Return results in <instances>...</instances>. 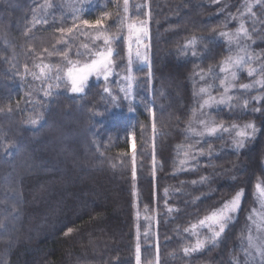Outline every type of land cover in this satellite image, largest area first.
<instances>
[{
    "label": "trees",
    "instance_id": "obj_1",
    "mask_svg": "<svg viewBox=\"0 0 264 264\" xmlns=\"http://www.w3.org/2000/svg\"><path fill=\"white\" fill-rule=\"evenodd\" d=\"M67 2L86 11L75 19L66 0H51L56 7L46 12L41 9L44 0H0V225H3L0 234L11 225L21 229L20 235L11 232L0 237V264H133L137 245L140 252L148 256L155 253L157 245L164 244L167 247L173 245V250L167 252V247L161 250L166 254V262L178 264L179 260L175 258L178 255L175 254L179 244L175 243V237L181 231H178V225L184 220L179 212L168 211L170 187L162 178L163 174L153 177L150 158L154 154L158 166L167 175H178V149L183 151V147L195 144L192 137L182 136V133L187 135L188 120L197 111L196 87L192 79L209 68L215 72L224 59L233 54L227 44L225 52L222 40L213 30L218 21H222L216 14L217 0H129V20L147 21L148 27L153 26L154 39V47L149 52L150 66L132 68L130 99L133 102L121 91L126 87L127 30L124 28L121 35L118 29L123 26L119 24L109 29L110 34L121 35V39L112 44L114 53L121 51V54L107 81L92 80L84 93L69 96L68 88L63 84L48 89V83L55 85L54 79L42 83L33 76V73L37 75V65L52 64L54 67L48 75L54 78L55 66L64 63L62 55H49L65 48L63 43L62 46L57 43L62 36L59 28L67 29L87 19L99 3L98 7L104 6L105 12L113 13L111 18L105 19V26L117 22V0ZM118 2L123 16V0ZM34 17L47 23H36L33 27ZM184 18L187 20L182 22ZM179 30L183 31L179 34ZM78 32L84 40L82 45L94 46L95 30L83 32L77 26L72 36ZM193 38L197 41L195 56L191 54L193 48L185 47ZM75 43L79 41L71 40L68 51L73 60L77 58V50L86 51L83 47L82 50L75 47ZM260 43V48L264 49ZM95 44L103 47L102 40H96ZM160 50L165 52L160 59L166 64L163 68L160 65V71H155ZM80 59L83 61L84 58ZM141 67L143 70H138ZM172 75L175 80L168 84ZM208 76L214 78L210 73ZM174 83L182 84L181 88ZM106 86L115 100L104 92ZM45 91H50L51 95L45 96ZM77 100L84 101L72 112L66 109L69 103L74 104ZM60 102H64V106L58 108ZM60 111L64 117L68 116L67 120L77 124L67 129L65 137H73L76 142L82 137L91 154V157H85L86 152L79 145L65 148L73 158L68 159L64 173L59 172L60 165H53V161L64 153L51 148L44 150L41 145L46 142V136L52 139L49 134L64 129L62 125L60 128L53 126L54 121L59 120ZM154 118L155 128L160 131L158 135L150 124ZM32 119H37L38 123L31 124ZM171 119L178 121L175 132L168 127ZM51 124V133L44 132L40 136ZM34 136L41 143H32L36 142ZM260 136L264 138L263 128ZM129 137H143L148 142L134 140L138 160L135 167L137 180L133 181L129 163L131 152L127 150ZM30 142L29 156L22 154L23 161L16 164L21 144ZM6 145L9 146L7 152ZM145 145L153 148L152 151L148 152ZM252 150L240 152L252 165L250 175L242 183L249 190L254 178L259 176L256 173L259 153L253 151L250 154ZM146 156L149 160L144 162L149 166L140 161ZM220 156H231V160L234 157L228 152ZM220 156H210L213 170L226 164L219 162ZM39 168L48 172L39 175ZM227 185V182L219 184L217 191ZM180 200L182 205L183 199ZM196 215L199 216V212ZM155 216L157 218L153 221ZM189 219H192L190 214L186 222ZM69 230L71 234L65 235ZM154 231L157 238L146 236ZM222 246V252L208 256L211 264H232L227 251L229 247ZM194 258L189 264H193ZM198 260L194 264H198Z\"/></svg>",
    "mask_w": 264,
    "mask_h": 264
},
{
    "label": "rangeland",
    "instance_id": "obj_2",
    "mask_svg": "<svg viewBox=\"0 0 264 264\" xmlns=\"http://www.w3.org/2000/svg\"><path fill=\"white\" fill-rule=\"evenodd\" d=\"M248 3H255V0H218L217 5H216V11L218 18L221 17L222 21H218V25L214 27V31H217V34L215 35L217 38L222 40L223 47L225 52L227 53V47H230L231 50H233V54L231 56H243L245 55L244 52L240 51V48L237 47L236 43H232L231 46H229L227 39L225 37H222L220 35L221 32H230V33H235L237 27L241 22L245 23V27L248 29L251 39L248 40H242L241 41V46L243 45H248V51L253 54V56H259V59H254L250 63V67H255V68H260L261 65H264V49H261L259 46V43L262 44L261 46L264 47V4H257L253 8V12L256 15V22L253 23L252 19H250V15H241V13L246 12V4ZM99 4H97V9H94L93 14H90L88 16L89 21H95L96 19L100 18L103 16V13L105 12L104 6L98 7ZM96 11V12H95ZM232 17H237V19H233ZM187 18V17H186ZM183 19L182 22L185 21ZM83 20V19H82ZM81 20V21H82ZM187 20V19H186ZM81 21L76 25L78 26V29L83 32H93L94 29L87 27L86 25H83ZM104 20V24H105ZM177 28V27H176ZM175 28H171L170 30H173ZM255 29V30H253ZM183 30H179V34ZM153 26L150 25L148 27V36L143 38V42L141 45H137L135 41L133 40L132 42V65L133 66H150L152 59L151 56H149V52H151V47H154V39H153ZM81 32H78L77 35L72 36L71 40H76L79 41V43H75V47L79 48L82 50V43L84 40L80 38ZM46 44V40H45ZM63 44L60 43V46ZM146 45V47H145ZM50 46V45H49ZM126 51H125V59L127 58V67L124 71V78L126 80V87L123 88L126 91L123 93L126 94L130 93L127 95L129 97V100L133 102V100L130 99V95L132 94L133 90L132 87L128 89V83L129 80L126 79L128 75L131 76V72H128V67H129V44L127 41V35H126ZM137 47H139L142 55H146L148 60L146 64H141L135 55V52L137 50ZM41 48V46H39ZM263 50V51H262ZM83 52V51H82ZM161 50L159 51V53ZM118 53V55H116ZM114 53L113 61H114V66L116 68L117 62L119 60V56L121 54V51ZM158 53V54H159ZM165 55V52H161L159 55V59L162 58ZM227 59V57L224 59V61ZM223 61V62H224ZM223 62L219 65L218 69L215 71V76L214 78L208 76V70L205 72H202L204 76V79H201V74H195L193 79H192V84L195 88V93L199 92L200 87H206L209 89V93L211 96L215 97L216 100H220L222 96L226 95H231L233 99L231 101H228L227 103H222V104H216L213 103L211 107H204L203 110L201 111L199 109V105L203 103L200 95H194L195 100H196V105H197V111L195 115L191 116V119L188 120L189 122V129H187V135L182 133L183 137H192L195 141V144H193L190 147H183V151L178 149L179 158L177 161V168L176 172H178V175L174 176H169L167 175V172H163V169L159 165V161L157 160V157H155L154 154H152L150 158V165L152 169V174L153 177L159 176L160 174L162 175V178L167 181V184L169 185V199L167 198L168 192L165 194L168 202H175L173 205H169L167 202V209L169 212H179V214H182L183 222L181 225H178V233L175 237V243L178 245V250L175 255H178L175 257L177 260H179L180 264H189L190 261L194 258L193 264L196 263L195 260H198V264H211L208 260V256L211 254H214L215 252H222L223 251V246L229 247L228 248V256L229 259L232 258V264H233V259H237L240 261H243V253L240 250V245L241 241L244 237H246L248 233V228L251 224V222L248 220V216L250 213H252L254 210L256 212L262 211L260 208V204L257 199V190H256V185L258 183H261L264 185V138H261L260 136L261 129H264V88L257 86H254L251 90H244L240 87V85L243 84H250L254 83L255 80L260 79L261 77L259 75L256 76H248L247 74V68H245L243 71H238V79L235 81H232L231 76H228V80L233 83L235 86L230 89V91L225 94L223 86L221 85L220 81L221 79L225 76V73L220 71V68L223 66ZM166 64V62L162 61H157L155 63V71H160V65L161 68ZM151 70H149L150 73ZM40 74V68L37 70V75ZM151 76L154 74H150ZM212 76V74H211ZM171 80H167V83L170 84V82H174L175 76L172 75L170 76ZM92 80H104L103 77L100 79H97L95 76L90 77L87 85L89 84L90 81ZM63 84L62 82H57ZM131 84H132V76H131ZM166 84V86H168ZM176 85L177 88H181L180 83L178 84H173ZM151 86V83L149 84ZM87 87V86H86ZM85 87V89H87ZM108 87V86H106ZM67 94L70 95H80L76 93H72L70 89H67ZM80 97V96H79ZM207 98V97H205ZM81 101L84 100H77L74 102V104L69 103L68 109L70 112L74 111L78 106H80ZM247 101V107L244 106V102ZM65 102V101H64ZM64 102H60L58 104V108H61ZM151 109V107H149ZM260 108L259 112H256L255 109ZM239 110V112H237ZM58 111L55 110V112ZM66 113V112H65ZM75 115V114H74ZM236 115V118H235ZM59 120L56 122L54 121V127L57 126V128H60L61 125L64 126V129L62 131H55L54 133H51V126L49 128L47 127L43 132H41L40 136L43 135L44 132L49 134L52 139L48 138L46 136V142L41 143L39 142V138L34 136L33 139H36V142H32L34 144L36 143H41L42 148L44 150H47L49 148L55 149L56 151L61 150L63 155L60 156V158H57L56 162L53 161L54 166L60 165L61 169H59V172L65 171V165L68 162V159H72V155L70 152H66L65 148H73V146L79 145L84 148V151L86 152L85 157H91V154L88 152V146L85 141H83V138H79L80 141L76 142L75 138L71 137H65V134L67 133V129L75 124V127L77 126L76 122L72 120H67L68 116H63L61 114V111L58 114ZM62 116V117H61ZM70 116V115H69ZM234 116V117H233ZM203 119L205 121L209 122H215L217 124H223L225 127L231 128L232 124H237L239 126H243L246 123H254L256 126V133L255 136L248 140L245 144V147L241 149H236L235 146L232 143V140L235 135V130H232V133L228 132H218L216 135L209 136L205 134V136L200 137L196 136L193 134L190 129H195L196 131H203V126L200 124V120ZM153 122H155L156 126V118L152 119L150 122L151 126L153 127ZM170 127L172 129V132H175L178 130V121L175 119L169 120ZM188 125V124H187ZM74 127V125H73ZM59 130V129H57ZM157 135L159 134L160 131H157L155 128L154 131ZM78 137V136H75ZM105 139H111V138H105ZM53 140V142H52ZM134 140H137L138 142H146V140H143V137H129V145H128V151L131 152V159L129 160L130 163V172H131V181L137 180V176L135 174V177L133 176V172H135V167L137 164V160L135 158V152H137L135 148V142ZM18 142V141H17ZM21 142V141H20ZM32 143H23L22 149L20 151V155L17 156L16 158V164L21 163L23 161L22 154L29 156V151L32 149ZM110 144V142H108ZM148 143V142H146ZM255 149L252 150V147L254 144H256ZM263 143V145H261ZM147 148V151H152L153 148L147 147L146 145L144 146ZM251 148L250 154L254 152H258V161H257V172L259 176L255 177L253 180V184L250 188V190L242 185L244 181H246L247 177L250 175L251 171L250 168L252 165L248 162V160H245L243 158V154L240 153L241 151L247 150ZM146 152V151H145ZM185 152L188 153V156H185ZM225 152L232 153L234 155L233 159L231 160V156L226 158L225 156H220L224 154ZM67 154V155H65ZM23 155V156H24ZM71 156V157H69ZM148 156V155H147ZM143 157L141 158V162L144 165L149 166L146 164V162L149 160V157ZM210 156L219 158L220 156V161L225 162L226 164L220 166V167H215V170H213L210 167V163L213 165V161H210ZM230 158V159H229ZM186 161L183 165L180 163L181 161ZM63 166V167H62ZM183 170V171H182ZM209 170V171H207ZM48 171H44V169L39 168V175L45 174ZM180 172L186 173L185 175L180 174ZM189 173V176H188ZM195 174L197 176L195 177ZM202 178H205L202 180ZM13 179V178H11ZM11 182V180H10ZM227 182L226 188H222L219 192L217 191L218 185L223 184ZM14 182L12 181L11 185ZM224 184L223 186H225ZM243 190V196L241 197V205H240V211L237 214V218L234 221L233 224L229 226V228L226 230L225 234L221 238V242L219 243L218 246L212 247L211 245L206 246L203 250L198 251V252H193L189 255H185L183 249L188 246H192L195 244L197 237L195 235H192L191 232L186 231V229H189L192 225H196L198 223V220L203 219L209 212L220 205H222L225 201H228L232 199L233 196L239 191ZM11 195H13L11 193ZM13 197V196H12ZM175 198V199H172ZM183 199L182 205L181 200ZM164 203V202H163ZM178 206V207H176ZM171 209V211H170ZM155 210V209H154ZM199 212V216L196 215V213ZM190 214L192 216V219L187 220V215ZM157 217L155 216L153 221ZM186 218V219H185ZM241 224L238 228V225ZM11 232H15L20 235L21 229L16 226V225H11L9 229H5L1 231L0 237L3 238ZM24 232V231H23ZM197 232H200V238L203 239L204 236L208 235L207 229H199L197 228ZM26 233V232H25ZM24 233V234H25ZM140 234V232H138ZM264 235V233H262ZM147 237H155L156 233L151 232L146 235ZM156 243V240H155ZM173 245L171 247H167V245H160L156 246L155 253L145 256L143 253L140 252V264H157V257L159 264H168V261L166 262V254H164L161 250L162 248H166L167 252L169 250H173ZM236 247V249H235ZM137 248V246H136ZM236 254V256H235ZM136 250L133 254V264H137V259H136ZM151 256H154V258H150ZM178 263V264H179ZM171 264V263H170Z\"/></svg>",
    "mask_w": 264,
    "mask_h": 264
},
{
    "label": "snow or ice",
    "instance_id": "obj_3",
    "mask_svg": "<svg viewBox=\"0 0 264 264\" xmlns=\"http://www.w3.org/2000/svg\"><path fill=\"white\" fill-rule=\"evenodd\" d=\"M83 3V0H80ZM218 2V0H217ZM67 6L73 9L72 16L75 19H79V14L82 11H86L84 8H77L74 4L67 2ZM257 4H264V0H255V3L246 4V12L241 13V15H250V19H252L253 23L256 22V15L252 11L253 8ZM56 7L51 3V0H44V4L41 5V9L43 11H47L48 9ZM139 7V6H137ZM116 17L117 22L113 25H108L107 27L104 24V20L111 18L113 13L104 12L103 16L96 19L94 22L89 21L88 19H83L81 23L86 25L89 28L95 30L93 35V45L92 47L89 44L85 43L82 47L86 50L81 52L77 50L76 59L73 60L69 55L68 51H70L71 44V36L74 33V29L77 27L73 25V27H68L67 29L61 27L58 29L62 36L57 40V43H63L65 48L57 49L54 53L50 52L49 55H62L64 63L61 65H56L55 76L50 77L48 73H50L53 69L52 64H42L37 65L40 68V74L37 76L33 73V76L36 79H41L42 83L48 82L50 79H54L57 82H62L63 85L70 89L72 93L80 94L84 93L85 87L87 86V82L90 77L95 76L97 79L103 77L105 81L108 80L109 76L112 74V66H113V57L114 50L112 48V44L114 41L121 39V35L123 33L124 28L127 30V41L129 44V67L128 72L132 71V42L133 40L139 46L143 42V38L148 36V22L147 21H130L128 18L129 12V0H123V16H121V5L117 0L116 3ZM233 19H237V17H232ZM47 23L46 20L41 21L34 17L33 27H35L36 23ZM117 24L122 25L123 27L119 28L118 31L121 35H112L109 32L110 28L117 27ZM255 30V29H253ZM220 35L227 39L229 46L232 43H236L237 47L240 48L241 52H244L243 56H229L223 62V66L220 68V71L225 73V76L221 79L220 83L223 86L224 93L227 94L231 88L235 85L228 80V76H231L232 81L238 79V71H243L247 68L248 76H256L259 75L261 78L254 81V83L243 84L240 87L244 90H251L254 86H259L264 88V65H261L260 68L250 67V63L254 59H259V56H253L252 53L248 51V45L241 46L242 40L251 39V35L248 29L245 27V23L241 22L236 29L235 33L230 32H221ZM96 40L103 41V47L101 45L95 44ZM196 38H193L189 41V44L185 45V47L193 48L192 55H197L195 49ZM55 47V46H54ZM146 47V45H145ZM44 51H48V49H44ZM118 55V53H116ZM137 60L143 65L147 63V56L142 55L139 47L135 52ZM81 57H83V61H81ZM27 70V69H26ZM138 70H143L142 67ZM208 72L215 76V72L213 69L209 68ZM126 79L129 80L128 89L132 87L131 84V76L128 75ZM201 79H204V76L201 75ZM53 86L60 87V83H48V89H51ZM121 91H126L125 89H121ZM104 92L108 93L109 96H112V93L108 87L104 88ZM130 93L126 92L127 95ZM45 96L51 95L50 91L44 92ZM194 95H200L203 103L199 105V109L202 111L204 107H211L213 103L222 104L231 101L233 97L231 95L222 96L220 100H216L215 97L211 96L209 93V89L206 87H200L198 93H194ZM207 97V98H205ZM103 98V97H102ZM112 99L115 100L116 97L112 96ZM244 106L247 107V101L244 102ZM151 111V109H149ZM256 112L260 111V108L255 109ZM195 115V111L193 112ZM31 124L35 125L38 123L37 119H32L30 121ZM200 124L203 126V131H196L195 129H190L194 135L203 137L205 134L212 136L216 135L218 132H228L232 133V130H235V135L232 140L233 145L236 149H241L245 147V144L248 140L252 139L255 136L257 131L254 123H246L243 126H239L237 124H232L231 128L225 127L223 124H217L215 122L205 121L203 119L200 120ZM153 131H155V122H153ZM8 145L5 146V152L8 151ZM182 147V146H181ZM185 156H188V153L185 152ZM182 165L186 163V161L180 162ZM133 176L135 177V172H133ZM205 178H202V180ZM257 190V199L260 204V208L262 211L256 212L255 210L249 214L248 220L251 222L248 233L246 237H244L241 241L240 250L243 253V261L233 259V264H264V185L258 183L256 185ZM243 190L237 192L232 199L225 201L219 207L211 210L209 214H207L203 219L198 220L196 225H192L186 231L191 232L192 235L197 237L196 242L192 246L185 247L183 249L185 255H189L193 252H198L203 250L206 246L211 245L212 247H216L221 242V238L225 234L226 230L229 228L231 224L237 218V214L240 211L241 205V197L243 196ZM171 211V209H170ZM3 225H0L2 228ZM197 228L199 229H207L208 235L204 236L203 239L200 238V232H197ZM71 230L65 233V235H70ZM136 259L137 264H140V247L137 245L136 248ZM157 264H159L157 257Z\"/></svg>",
    "mask_w": 264,
    "mask_h": 264
}]
</instances>
